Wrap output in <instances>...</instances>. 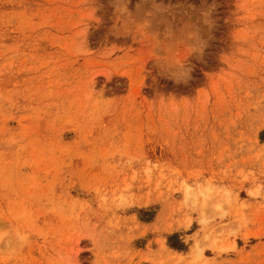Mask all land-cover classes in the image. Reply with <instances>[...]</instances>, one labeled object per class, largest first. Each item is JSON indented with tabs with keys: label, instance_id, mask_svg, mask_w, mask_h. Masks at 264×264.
<instances>
[{
	"label": "rangeland",
	"instance_id": "obj_1",
	"mask_svg": "<svg viewBox=\"0 0 264 264\" xmlns=\"http://www.w3.org/2000/svg\"><path fill=\"white\" fill-rule=\"evenodd\" d=\"M194 258L264 264V0H0V264Z\"/></svg>",
	"mask_w": 264,
	"mask_h": 264
},
{
	"label": "bare ground",
	"instance_id": "obj_2",
	"mask_svg": "<svg viewBox=\"0 0 264 264\" xmlns=\"http://www.w3.org/2000/svg\"><path fill=\"white\" fill-rule=\"evenodd\" d=\"M186 188L188 189V187H185V190H186ZM188 193V192H187ZM187 263H188V261H187ZM190 263H195V264H197V260H196V258H194L193 260H192V262L190 261Z\"/></svg>",
	"mask_w": 264,
	"mask_h": 264
}]
</instances>
